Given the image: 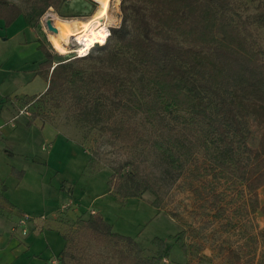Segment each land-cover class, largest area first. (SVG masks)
I'll use <instances>...</instances> for the list:
<instances>
[{"label": "rangeland", "instance_id": "374dc122", "mask_svg": "<svg viewBox=\"0 0 264 264\" xmlns=\"http://www.w3.org/2000/svg\"><path fill=\"white\" fill-rule=\"evenodd\" d=\"M12 2L22 7L28 22V17L34 13L29 0ZM232 2L235 11L215 6L216 11L226 17L239 16L233 17L237 20L249 18L257 11L258 3L251 0ZM260 2L264 4V0ZM120 4L121 0H111L109 4V32L111 27L121 23ZM99 8L96 0H68L64 13L70 16L62 18L50 9L39 22H35L33 27L39 29L42 36L45 35L43 39L54 55L55 63L64 59L75 61L80 57L81 45L76 37L66 39L61 35L57 40L63 42L61 44L67 52L60 53L55 48L54 32L48 29L47 20L52 19L54 25V18L86 22L94 18ZM251 30L264 47V29L254 25ZM103 52L94 51L93 58L80 61L79 67L93 75L102 67ZM103 65L114 67L108 60ZM116 73L125 75L121 68ZM133 75H136L134 79H138V83L132 89L127 86L125 90L113 94L111 109L116 116H126L137 124L141 140L152 145L149 150L144 147L131 149L115 142L109 137L107 128L102 127L106 125L104 121H90V117L83 123L72 110L68 97L59 109L54 106L53 99L47 97L30 104L25 98L14 106L19 115H25L22 111L27 108L25 112L29 113V118L33 114L38 116L40 122L30 128V135L43 149L51 150V144L58 140L64 145L47 158L52 162L50 171L28 162L46 172L41 181L35 177L36 169H31L29 173L27 185L36 199L42 195L50 196L56 198L59 205L48 208L44 204L38 208L37 216L20 215L14 231L20 230L23 235L39 233L41 228L59 232L68 245L67 254L63 258L61 255L56 257V264H132L120 259L108 239L99 240L76 223L77 219H86L90 214L100 212L113 225L115 232L133 237L143 248V256L147 259L158 252L153 242L155 238L168 240L172 250L162 264H234L229 255L230 249L239 251L243 262L260 264L264 261V240L259 236L264 228V215L253 211L244 185L218 168L215 160L217 145L207 143L198 128L182 121L186 117L185 112L167 110L150 102L144 76L138 71ZM128 105H132L133 110ZM249 123L251 137L248 143L257 149L262 129L253 118ZM44 130L49 141H43ZM30 148V153L46 157L47 151L41 150L38 144ZM165 148H171L173 152H167ZM135 163L144 174L151 172L155 179V192L147 191L140 198L121 203L110 194L108 180L116 169L127 172ZM48 173L51 174L49 178ZM214 196L216 204H212ZM20 198H23L22 194ZM260 199L264 203V189L260 191ZM181 231H184L187 253L173 238Z\"/></svg>", "mask_w": 264, "mask_h": 264}, {"label": "trees", "instance_id": "16d2710c", "mask_svg": "<svg viewBox=\"0 0 264 264\" xmlns=\"http://www.w3.org/2000/svg\"><path fill=\"white\" fill-rule=\"evenodd\" d=\"M29 2L34 12L28 17L31 26L50 9L62 18L70 16L64 13L68 0ZM251 2L258 3L257 11L249 18L237 20L233 17L239 16L226 17L215 8L235 11L232 0H121L120 25L110 28L104 44L94 45L75 61L64 59L55 63L54 55L40 45L46 60L40 63L37 74L48 81V87L43 94L26 97L27 104L47 97L59 109L68 97L72 110L83 123L90 117V121H104L106 125L102 127L107 128L115 142L131 149L149 150L152 145L141 140L137 124L126 116H116L111 109L113 94L127 86L132 89L138 83L133 75L138 71L149 87L150 102L185 112L182 121L198 128L207 143L217 145L218 168L244 185L253 211L264 215L260 199L264 189V47L251 30L254 25L264 29V4L260 0ZM22 15L26 16L19 4L0 0V19L7 27ZM94 51H104V56L102 67L90 75L79 65L80 61L92 59ZM107 60L114 67L106 68L103 63ZM118 68L124 76L116 73ZM128 107L133 110L132 105ZM36 118L33 114L31 121ZM251 118L262 129L257 149L248 143ZM165 150L173 152L171 148ZM32 160L40 162L35 157ZM13 172L20 178L24 175V171ZM107 185L110 194L121 203L140 198L147 191L155 192L151 172L144 174L136 163L127 172L116 169ZM216 201L217 198L212 204ZM76 223L93 237L108 239L124 262L162 264L172 250L168 240L157 237L153 241L157 254L145 258L141 245L133 237L115 232L100 212L77 219ZM183 232L173 238L187 253ZM259 236L264 240V228ZM67 245L66 240L61 258L67 254ZM229 255L234 264H250L243 262L237 250L230 249Z\"/></svg>", "mask_w": 264, "mask_h": 264}, {"label": "crops", "instance_id": "0c3cea01", "mask_svg": "<svg viewBox=\"0 0 264 264\" xmlns=\"http://www.w3.org/2000/svg\"><path fill=\"white\" fill-rule=\"evenodd\" d=\"M43 37L45 35L31 26L24 15L9 27L0 19V264H56L55 259L66 244L63 236L53 229L41 228L39 233L23 235L13 228L20 215H35L44 204L48 208L59 205L56 198L50 196L36 199L27 185L29 173L36 169L35 177L41 181L45 171L28 162L50 171L52 162L47 158L64 145L58 140L51 144V150L43 149L30 135V128L39 124L40 119L31 121L32 117L19 115L14 107L26 97L43 94L48 87V81L37 74L40 63L46 60L40 45L50 53ZM46 40L50 42L47 37ZM42 132L43 141H49L45 130ZM35 144L47 151L46 157L30 153V147ZM33 157L41 163L33 161ZM13 169L24 171L23 177Z\"/></svg>", "mask_w": 264, "mask_h": 264}, {"label": "bare ground", "instance_id": "6f19581e", "mask_svg": "<svg viewBox=\"0 0 264 264\" xmlns=\"http://www.w3.org/2000/svg\"><path fill=\"white\" fill-rule=\"evenodd\" d=\"M100 4L99 10L96 12L94 18L84 21L79 20H58L55 19V26L58 31L54 32L55 48L60 53H66L67 49L57 40L58 37L63 35L66 39L76 37L77 42L81 45L79 52L86 54L96 44H104L109 37L108 10L111 0H96ZM53 32V31H51ZM63 43V42H62Z\"/></svg>", "mask_w": 264, "mask_h": 264}, {"label": "water", "instance_id": "95a60500", "mask_svg": "<svg viewBox=\"0 0 264 264\" xmlns=\"http://www.w3.org/2000/svg\"><path fill=\"white\" fill-rule=\"evenodd\" d=\"M47 27L50 31L57 32V27L53 24L52 19L47 20Z\"/></svg>", "mask_w": 264, "mask_h": 264}, {"label": "built area", "instance_id": "2783aa9c", "mask_svg": "<svg viewBox=\"0 0 264 264\" xmlns=\"http://www.w3.org/2000/svg\"><path fill=\"white\" fill-rule=\"evenodd\" d=\"M89 52V51H88ZM87 53V52H86ZM81 55H84V54H80V52H79V56H81ZM26 110H27V108H25ZM25 109L22 111V113H24V114H29V113H26L25 112Z\"/></svg>", "mask_w": 264, "mask_h": 264}]
</instances>
